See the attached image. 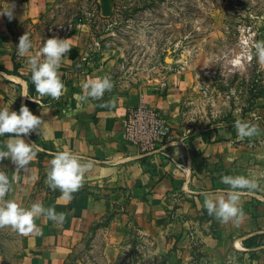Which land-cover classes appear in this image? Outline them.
<instances>
[{
    "label": "rangeland",
    "instance_id": "374dc122",
    "mask_svg": "<svg viewBox=\"0 0 264 264\" xmlns=\"http://www.w3.org/2000/svg\"><path fill=\"white\" fill-rule=\"evenodd\" d=\"M94 12L92 0H60L42 21L32 25L27 21L16 25L7 18L8 29L16 34L11 46L16 45L15 51L11 49L16 64L29 67L28 54L21 56L17 50L23 34L29 35L30 51L35 54L48 38H66L81 18L88 33V55L76 60L71 71L83 73L86 62L98 65L110 50L121 51L110 67L107 77L113 87L106 93L116 95L129 113L152 111L159 119L152 134L143 137L158 135V139L145 150H160L166 142L182 140L188 144L194 171L190 189H230L221 182L223 176H245L256 187L238 189L249 193L242 207L248 215L264 216V61L254 48L256 41L264 40V0H114L110 19L96 21L91 16ZM63 83L80 92L73 79L65 77ZM63 101L61 95L45 102L59 107ZM238 120L256 124L258 132L241 140L235 127ZM30 138L39 145L37 154L50 146L41 137ZM0 171H7L4 160ZM47 173L43 167L36 187L21 206L28 201L41 203L47 197ZM110 189L114 191L93 192L113 200L112 218L122 212L127 195ZM184 202L188 205L192 199L183 201L177 196L171 201L166 209L171 225L159 226L149 236L139 233L131 215L125 216L129 232L112 264H244L245 251L236 241L226 245L215 241L220 219L202 208L184 211ZM104 224L102 218L97 226ZM246 228L248 224L235 226L234 235ZM96 232L72 247L70 264H107L100 257L102 247L94 243ZM207 236L212 239L206 241ZM262 239L251 236L241 244L251 248L264 244ZM22 249L23 234L12 226H0V251L5 256L0 257V264Z\"/></svg>",
    "mask_w": 264,
    "mask_h": 264
},
{
    "label": "crops",
    "instance_id": "0c3cea01",
    "mask_svg": "<svg viewBox=\"0 0 264 264\" xmlns=\"http://www.w3.org/2000/svg\"><path fill=\"white\" fill-rule=\"evenodd\" d=\"M57 1L2 0L0 109L9 107L10 111L18 113L20 107L26 105L27 100L37 103L39 106L32 113L40 116L43 124L30 134L49 141L53 147V152L47 151L51 156H46L42 160L44 169L49 171L50 161L55 153L70 150L83 157L85 161L95 162L84 174L82 185L97 187L103 193H110V188L118 191L122 189L128 200L123 202L121 213L116 214L107 224L100 227L97 226L98 222L108 212L114 210V202L110 198L96 200L92 195L82 193L76 196L70 208L72 201L66 202L63 196H48L44 207H53L57 213H63L65 217L63 222L57 223L44 215L36 218L34 220L36 230L23 234L22 252L9 263L4 264H64L72 247L80 244L92 231H97L94 238L95 245L99 244L102 247L100 257L105 263L112 264L116 261L129 232L130 225L125 216L131 215L139 227V233L142 236H149L152 230L159 229V226L171 225L167 222L166 209L170 208L168 204L171 201H176L177 196H181L183 201L186 198L192 199L188 205L184 202V211L191 208L205 209L203 207L205 198L201 193H213L218 197L230 189H190L194 171L190 166L188 144L182 140L166 142L162 151L154 154H146L139 144L128 140L124 131V120L128 115V109L116 95L105 92L100 99L88 98L81 102L80 96L84 94L83 84L89 79L108 76L110 67L120 54L117 52H121L112 49L110 55L100 64L92 65L93 63L88 61L83 73L72 72L74 62L78 59L83 60L88 55V33L83 22L77 23L72 32L64 38L70 50L62 59L58 70L61 80L68 77L75 83L78 82L81 87L80 92L75 93L73 88L65 86L62 94L64 101L59 107L45 102L50 96L41 97L36 89L32 96L29 95L26 76L30 71V65L28 68L19 69L23 77L3 71V69L13 70L11 59L13 37L6 24L9 16L4 12L11 11L9 19L16 25L26 21L35 22L53 9ZM97 1L100 15L110 18L114 13V0ZM10 136L14 134L0 136V150H7L6 144ZM22 138L32 143L29 135ZM4 162L11 183V189L5 197L22 205L38 182V160L35 157L19 174L16 173V166L9 159H4ZM239 192L238 206L242 208V214L227 223L220 220L215 230V241L218 244L223 242L225 245L228 241L231 243L236 241V245L245 251L242 254L244 264H264V244L251 248L243 247L241 244L245 239L256 235H261L264 243V216L253 217L246 214V209L242 206L246 204L245 195L249 193ZM246 224L248 228L239 231L235 236L234 227ZM98 236L99 242H97ZM209 238L211 237H205L206 241ZM154 254L158 253L154 251Z\"/></svg>",
    "mask_w": 264,
    "mask_h": 264
},
{
    "label": "clouds",
    "instance_id": "9594fccd",
    "mask_svg": "<svg viewBox=\"0 0 264 264\" xmlns=\"http://www.w3.org/2000/svg\"><path fill=\"white\" fill-rule=\"evenodd\" d=\"M11 18V11L4 12ZM66 39L58 37L48 38L43 46L35 54L31 53L32 41L27 33L19 38L17 50L21 56L28 54L31 80L36 92L41 96H50L59 99L63 94L65 85L60 78L59 68L65 54L70 50ZM255 53L261 61H264V40L254 43ZM43 58V59H42ZM113 83L107 76L89 79L83 84L84 94L80 96L81 102L88 98L100 99L106 91H111ZM43 124L40 116L34 115L26 105H22L19 112L10 111L9 107L0 109V136H10L6 144V151L0 150V161L9 159L16 166L19 174L36 157L39 145L28 143L23 136L29 135L37 127ZM235 127L239 138L252 137L258 132V126L244 120H238ZM93 160L85 161L83 157L64 150L54 154L50 161L47 173L48 186L52 190L60 189L63 199L71 202L72 194L82 187L84 174L94 165ZM221 182L228 185L230 190L216 197L213 193H201L204 196L203 207L209 215H215L222 222L242 214V208L238 206L240 192L238 189H253L256 183L245 176L225 175ZM11 189L9 177L5 171H0V226H12L21 234H29L36 230L34 220L41 215L49 220L62 223L63 213H57L53 207H44L43 203H34L30 207L19 205L14 200H3ZM39 234V233H37Z\"/></svg>",
    "mask_w": 264,
    "mask_h": 264
},
{
    "label": "trees",
    "instance_id": "16d2710c",
    "mask_svg": "<svg viewBox=\"0 0 264 264\" xmlns=\"http://www.w3.org/2000/svg\"><path fill=\"white\" fill-rule=\"evenodd\" d=\"M71 1H79V0H71ZM92 1H93L94 11L95 12L91 16H93V18H95L96 21H106V20L110 19V18H104V17H102L100 15V13H99L98 1L97 0H92ZM59 2H60V0H58L57 4H59ZM81 13H82V11H81V9H79V11H77V14L78 15L79 14L81 15ZM58 14L59 13H56L55 16H57ZM45 17H46V15L42 16L39 21H42ZM81 20L82 19L79 18L78 23L79 22H82ZM27 22L32 25V22L31 21H27ZM71 32H72L71 30L68 31L66 33V36L69 35ZM10 33H11L12 37L14 38V42H16L15 41L16 40V34L13 33L12 31H10ZM15 49H16V45L12 48V50L15 51ZM11 59H12V63H13V70L12 71H8L6 69H3V71L6 72V73H9V74L16 75L18 77H23V75L19 71V69L22 67V65L16 64L15 57H14V53L11 54ZM64 80H65V77L62 78V81H64ZM26 81L28 82V92H29V95L32 96L34 94V91H35V86H34V84L32 83V80H31V71L29 73V76L26 77ZM26 106L30 109L31 112H33L39 105L37 103L31 101V100H27L26 101ZM29 136L30 137H33L32 134H29ZM48 143L50 144V146L48 148H42L43 149L42 153L36 155V158L38 160L39 174H41V169L43 168V165H42L43 158L46 157V156H51V155H49L47 153V151H52L53 152L52 144L49 141H48ZM119 190L121 191L122 189H119ZM93 191H99V189L97 187H89L87 185H82V187L77 192H75V193L72 194L73 199L71 200L72 203L70 205V208L73 206L76 196H78L79 194H82V193H88V194L92 195L94 197V199H96V200L97 199H101V198H108L107 195H102V196L98 197V196H96V194ZM112 191H114V190H111V192ZM50 195L51 196H62V192H61L60 189L52 190L50 188V191L46 195L47 197L44 200L41 201L43 203V205L46 202L48 196H50ZM127 200H128V198L126 197L125 198V201H127ZM31 205L32 204L28 201L24 207H30ZM111 215H112V212H108V214L103 217V219H105V221H106V224L110 221ZM3 250L0 251V257L2 259L5 258V256L2 254L3 253ZM17 254H19V251L16 252V254L13 253L12 254V256H13L12 258H14ZM12 258H11V260H12ZM70 260H72V254L71 253L68 255V257H67V259H66V261H65L64 264H70ZM10 261H6V263H9ZM73 264H75V263H73Z\"/></svg>",
    "mask_w": 264,
    "mask_h": 264
},
{
    "label": "built area",
    "instance_id": "2783aa9c",
    "mask_svg": "<svg viewBox=\"0 0 264 264\" xmlns=\"http://www.w3.org/2000/svg\"><path fill=\"white\" fill-rule=\"evenodd\" d=\"M128 111V115L126 116L124 120V131H125V136L128 140L135 142L140 145L142 150L146 152V154H151L148 152H161L160 150H152V151H146L145 149L151 146L153 142H155L156 139H158V135H151L148 138H143L145 135L152 134L153 132V127L159 123V119L152 113V111H145V110H139L136 112H131ZM147 112V114H145ZM138 126V130L135 129V127ZM163 135L165 132H163ZM156 134V133H153ZM150 148V149H151Z\"/></svg>",
    "mask_w": 264,
    "mask_h": 264
}]
</instances>
